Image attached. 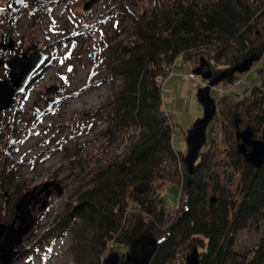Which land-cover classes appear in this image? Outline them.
Wrapping results in <instances>:
<instances>
[{"label":"rangeland","instance_id":"obj_1","mask_svg":"<svg viewBox=\"0 0 264 264\" xmlns=\"http://www.w3.org/2000/svg\"><path fill=\"white\" fill-rule=\"evenodd\" d=\"M89 1L22 0V4L18 5L15 0H0V43L7 44L6 37L9 36L14 41L15 49L29 55L41 50L46 55L45 62L33 74L26 90L16 96V105L0 113V167L9 173V178L5 179L8 183L6 189H2L3 182L0 181V219L11 218L9 223L13 222L16 211L12 212V208H15L17 200L32 190L42 192L36 194L39 196L32 199L29 206L35 217L32 230L23 237V243L17 248L20 255L26 247H32L34 251L29 250L30 256L20 258L19 255L14 264H75L73 232L51 231V223L56 214L78 203L79 194L92 186L93 179L104 171L110 161L119 158L133 138L126 131H120L113 139L109 133H105L109 109L103 108V105L113 86L118 88L123 80L120 76L113 84L105 80L111 68L108 47L119 40L137 39L138 35L119 10H112L111 0H99L91 9L84 10V5ZM133 1L147 19L157 13H175L180 1L196 11H205L209 5L227 2ZM241 1L243 7L251 11L253 20L246 26L249 31L244 34L241 46L228 54V67L241 61L249 47L264 43V0ZM80 30L83 31L78 35ZM209 48L214 50L215 46ZM11 55V50L0 49L1 59ZM199 60L195 61L197 65ZM193 70L190 63L177 59L175 67L169 70L171 75L163 84V109L175 122L172 146L183 156L188 151L187 132L195 120L203 115L197 91L208 83L202 78L193 82L182 77ZM263 72L264 59H261L247 73H237V88H232L233 92L215 101L217 112L207 128V141L199 155V159L203 154L205 158L201 173L203 179L208 181L213 174L223 179L230 172L227 152L233 141L234 146L237 145L234 118L240 120L239 126L243 130L247 126L252 127L249 124L252 116L249 115H254L252 110L246 113V105L238 106L236 101L261 85ZM4 77L2 68L0 79ZM231 85L222 82L212 88L211 95L216 96L217 89H228ZM90 97L96 100L88 104L84 99ZM80 101L85 104L70 107L72 103L78 104ZM184 167L185 163L180 157L177 165L167 171L160 188V180L155 182L153 195H162L166 207L164 216L155 221L153 230L158 239L167 238L187 208ZM48 183L52 185L44 189ZM211 188L208 189V197L212 194ZM232 189H236L235 186ZM48 190L52 192L46 197ZM45 202L47 205L42 209ZM136 209L137 206L130 202L129 214H137ZM76 221L78 223V219ZM19 223L20 219L16 227ZM263 236L264 212L249 220L245 227L234 231L231 249L236 261L243 263L245 258L251 257ZM200 239L191 247H188V242H181L173 263H185L194 247L198 248L201 257L204 249ZM55 243L59 249L57 255L51 251ZM109 250L101 257L102 260L114 251L121 255L127 252L125 247L112 244Z\"/></svg>","mask_w":264,"mask_h":264},{"label":"trees","instance_id":"obj_2","mask_svg":"<svg viewBox=\"0 0 264 264\" xmlns=\"http://www.w3.org/2000/svg\"><path fill=\"white\" fill-rule=\"evenodd\" d=\"M111 3L112 10H119L131 22L138 37L119 40L108 47L111 68L105 80L112 84L118 76L123 80L118 88L113 86L103 105L109 109L105 133L113 139L120 131H126L133 138L119 158L110 161L93 179L92 186L79 194L78 203L56 214L51 223V231L73 232L75 264H103L101 257L110 252L111 244L128 251L141 230L148 229L154 234L155 221L164 216L166 208L163 196L153 195L155 182L160 180V188L167 171L177 165L180 157L184 161V156L172 146L175 122L163 109V84L171 75L169 70L175 67L177 59L196 68L195 61L202 57L215 74L229 68L226 58L241 46L244 34L249 31L246 26L253 20L241 0L209 5L205 11H196L180 1L175 13H157L150 19L133 0H111ZM212 45L214 50L209 48ZM263 47L264 43L249 47L242 57ZM235 81H239L236 74L223 83ZM236 102L238 106L246 105V113L254 112L249 115L252 116L249 124L255 137L264 140V72L261 85ZM234 145L233 141L227 152L230 172L223 179L217 174L208 181L202 178L204 154L196 161L190 187L184 167L187 208L159 246L151 264H177L173 262L180 243L188 242L191 247L199 237L204 249L200 264H264V236L243 263L236 261L231 249L234 231L264 212V166L253 168ZM0 175L2 189H6L9 173L0 167ZM210 186L212 194L208 197ZM212 197H216L215 203H211ZM130 202L137 206V214H129ZM29 250L34 251L26 247L20 258L30 256Z\"/></svg>","mask_w":264,"mask_h":264},{"label":"water","instance_id":"obj_3","mask_svg":"<svg viewBox=\"0 0 264 264\" xmlns=\"http://www.w3.org/2000/svg\"><path fill=\"white\" fill-rule=\"evenodd\" d=\"M98 1L91 0L87 2L84 5V10L91 9L93 4ZM15 2L18 5L22 4V0H15ZM6 42L7 44L4 42L0 43V49L11 50L12 55L5 59L0 58V69L3 68L5 71V77L0 79V113L16 105V96L26 90L32 81L33 74L46 60V55L41 50L29 55L23 50L15 49L14 41L11 37L7 36ZM263 53L264 47L217 74L213 72L210 63L204 57L200 59V64L194 68V73L208 83L197 91V100L203 107V115L195 120L187 132L188 151L184 156V163L187 170L188 187L192 185L196 161L207 141V128L217 112L216 102L211 96L212 88L225 80L232 79L237 73H247L255 62L261 60ZM239 122L240 120L236 117L237 151L253 168L258 170L264 166V140L255 137V132L250 126L241 130ZM51 185L49 183L45 184L44 189ZM51 192L48 190L46 197ZM41 193H35V190H32L24 194L15 204V220L9 224L0 223V264H14L19 258L20 250L17 248L23 243V237L31 232L35 223V217L32 215L29 206L36 194ZM210 201L215 203L216 197H212ZM46 205L47 202L41 208L44 209ZM18 219H20V223L16 227ZM165 239L166 237L158 239L148 229H143L131 242L129 250L125 254L121 255L114 251L106 257L103 264H151L159 246ZM186 264H200V253L197 247H194L192 252L187 255Z\"/></svg>","mask_w":264,"mask_h":264},{"label":"built area","instance_id":"obj_4","mask_svg":"<svg viewBox=\"0 0 264 264\" xmlns=\"http://www.w3.org/2000/svg\"><path fill=\"white\" fill-rule=\"evenodd\" d=\"M264 56V55H263ZM173 69V68H172ZM182 77L185 79L186 77H187V79L188 80H190V81H193V82H196V81H198V77L195 75V73L194 72H191V73H185V74H183L182 75ZM201 80V79H200ZM238 82L239 81H235L234 83H232V85L228 88V89H220V90H218L217 89V95L216 96H214V99H215V101L217 100V101H220L224 96H226L227 95V93L228 92H230L231 90H232V88H234V87H237L238 86Z\"/></svg>","mask_w":264,"mask_h":264},{"label":"bare ground","instance_id":"obj_5","mask_svg":"<svg viewBox=\"0 0 264 264\" xmlns=\"http://www.w3.org/2000/svg\"><path fill=\"white\" fill-rule=\"evenodd\" d=\"M96 100V98H94L93 99V97H90V98H88V99H84V101L86 102V103H88V104H91L92 102H94ZM85 103L84 102H79L78 104H76V103H72L71 105H70V107L71 108H74V107H77V106H82V105H84ZM39 196V195H38ZM38 196H36L34 199H36ZM1 219H7V218H1ZM7 224V223H6ZM52 250V252L54 253V254H59V249H58V247H57V243H55V245L51 248Z\"/></svg>","mask_w":264,"mask_h":264},{"label":"snow or ice","instance_id":"obj_6","mask_svg":"<svg viewBox=\"0 0 264 264\" xmlns=\"http://www.w3.org/2000/svg\"><path fill=\"white\" fill-rule=\"evenodd\" d=\"M69 71H71V69H69Z\"/></svg>","mask_w":264,"mask_h":264}]
</instances>
